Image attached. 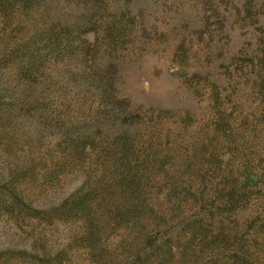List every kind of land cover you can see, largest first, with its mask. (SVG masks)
<instances>
[{
  "label": "rangeland",
  "instance_id": "obj_1",
  "mask_svg": "<svg viewBox=\"0 0 264 264\" xmlns=\"http://www.w3.org/2000/svg\"><path fill=\"white\" fill-rule=\"evenodd\" d=\"M118 1L142 11L145 28L116 49L94 46L89 32L91 53L75 42L32 82L4 49L88 0H57L64 16L42 1L16 8L11 25L0 16V264H94L82 241L88 222L127 204L113 144L126 128L149 154L138 208L157 243L171 241L165 264H264V0ZM77 198L81 209L68 215ZM122 225L101 228L116 263L136 234Z\"/></svg>",
  "mask_w": 264,
  "mask_h": 264
},
{
  "label": "trees",
  "instance_id": "obj_2",
  "mask_svg": "<svg viewBox=\"0 0 264 264\" xmlns=\"http://www.w3.org/2000/svg\"><path fill=\"white\" fill-rule=\"evenodd\" d=\"M41 1L42 6L46 11H49L51 8L56 13L59 11L60 16H64L66 14L65 9L67 7L56 2L57 0ZM41 1L0 0V16L3 17L5 23L10 21L9 25H11L13 22L11 17L14 15V10H16V8H38L41 5ZM67 3L69 4V2ZM115 3L117 4V7H119L120 12L114 15L113 10L109 9L110 0H88L86 5L82 4V13L79 15L76 14L75 16H73V11L67 8L69 10V14L67 16V20L64 21L68 23H65L62 20H51V22L46 23V28L44 27L38 30L35 29L31 38H28L20 44L17 43L14 48H9L8 50L5 48L3 51L5 52L4 60L7 63L15 64L14 66L17 68L20 78L25 79L27 82H32L37 81V78L42 75L44 62L46 60L52 58L56 62L60 60L63 61L66 55L72 52L71 47L75 42L79 43V45L83 47L86 54L91 53V49L89 48L90 44L85 36L89 32L95 36V41H93L94 46H98L97 42L98 40H101L100 45H106L111 49H116L118 45L124 43V40L125 43L131 40L130 38H132L133 35L140 29V26L141 29L145 28L142 24L145 25L146 19L143 17L144 14L142 11H139L140 13L138 12L135 15H131L130 12L133 11L131 7L124 6L121 1L118 0H116ZM107 10L109 11V15L104 20L101 17H103V13L105 15V11ZM111 15L113 16L110 18ZM214 15H219L218 10L214 12ZM225 27L226 26L223 22L219 23V28L221 30H224ZM64 36L67 37L64 38ZM261 41L264 43V40ZM262 53L264 52L262 51ZM112 66L113 64H110V67ZM105 72L107 71L105 70ZM107 74H110V70ZM257 76L258 78H261V83H263L264 78L261 77V73H257ZM256 80L257 78H255V81ZM255 87L257 89L260 88L258 82H255ZM263 91L264 90L257 92L262 100H264ZM215 95L216 97L214 100L218 102L219 94L216 93ZM104 98L107 99V97ZM45 106H48V104L46 103ZM134 121L127 122L131 124ZM118 136L120 139H117V141H114L113 143L116 147V154L118 156V158L115 159L116 166L115 164L114 166L115 170L118 171L116 173V176L118 177V187L126 188L125 190L123 189V197L124 201H126L125 204H127L120 208V210H116V213L108 215L109 218H107L104 223L96 222V224H93L88 222V228L84 236H82V241L86 243H84V245L89 249L90 260L94 264H165L163 260H166L165 258L168 257L171 252H167L163 257H161L162 247L172 246L171 241L166 240L167 242H164L162 245L161 242L157 243L158 236L156 233H152L153 229H151V231L147 229L148 226L141 219L142 209L138 208V200L141 195L139 193H141V191L138 189L137 182L139 179L141 180V177L137 176V172L141 167H146L149 154H147L146 150H143L141 147L136 148L138 145L135 140V133L129 132L128 128L124 129V131L122 130ZM140 158H142V161H140ZM244 176L245 178H243V183H250L247 179L248 175L246 174ZM237 180L238 179L229 181L231 183L227 182L229 189L233 186V183H237ZM240 184L242 183L240 182ZM246 185H241L240 187L244 188ZM236 189L232 191L235 192ZM173 195L176 198L179 193ZM231 196H234L232 192L228 194L229 202ZM144 202L145 200L143 199L141 203ZM220 202L224 203V206L222 207H226V205L229 204V202L222 200ZM82 203L83 200L81 198H77L72 200L70 204H65L67 206L66 213L68 214L70 211H77L78 209H81ZM145 204L146 203H144L143 206H145ZM217 210H219V208ZM122 223H125L128 228L130 226V229H128L130 230V233L136 234L132 235L133 242L127 243V246L123 248L125 250V254H127L125 260L121 263H116L111 254L112 250H110L104 242L100 241V238L102 237L101 228L102 226H106V230V228L110 229L121 227ZM168 232L169 231H166V234ZM97 236H99V238H96ZM163 236L166 235L163 234ZM166 238L168 239L170 236H166ZM98 240L100 243L97 242ZM174 243L178 242L174 241ZM96 245H99L100 248L97 249L95 247ZM241 255L239 258H241ZM130 256H133V260L127 263V259ZM41 261L44 264L53 262L52 260L47 259H41Z\"/></svg>",
  "mask_w": 264,
  "mask_h": 264
}]
</instances>
